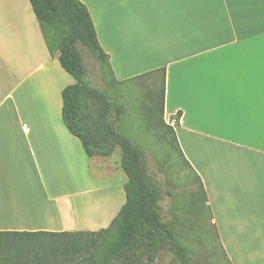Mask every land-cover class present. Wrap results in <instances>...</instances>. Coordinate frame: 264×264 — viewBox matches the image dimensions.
<instances>
[{
    "label": "crops",
    "instance_id": "1",
    "mask_svg": "<svg viewBox=\"0 0 264 264\" xmlns=\"http://www.w3.org/2000/svg\"><path fill=\"white\" fill-rule=\"evenodd\" d=\"M79 1L116 83L162 89L165 70L161 125L201 180L225 257L264 264V0ZM75 83L30 1L0 0V232H99L125 205L118 153L90 160L63 123Z\"/></svg>",
    "mask_w": 264,
    "mask_h": 264
},
{
    "label": "trees",
    "instance_id": "2",
    "mask_svg": "<svg viewBox=\"0 0 264 264\" xmlns=\"http://www.w3.org/2000/svg\"><path fill=\"white\" fill-rule=\"evenodd\" d=\"M29 1L51 55L59 54L62 69L76 82L62 92L63 123L80 141L90 160L111 158L120 150V166L126 176V203L111 225L99 232H0V264H155L167 253L178 264H192L190 254L162 216L161 202L172 196L167 184L151 174L146 153L120 133L124 108L87 82L89 69L84 54L99 65L103 82L106 83V70L115 82L109 57L99 44L89 11L79 0ZM162 72L158 98L163 123L165 70ZM180 118L181 114L175 127ZM162 127L199 183L207 204L204 187L181 152L175 128Z\"/></svg>",
    "mask_w": 264,
    "mask_h": 264
},
{
    "label": "rangeland",
    "instance_id": "3",
    "mask_svg": "<svg viewBox=\"0 0 264 264\" xmlns=\"http://www.w3.org/2000/svg\"><path fill=\"white\" fill-rule=\"evenodd\" d=\"M84 61L89 69L88 84L106 92L110 100L124 108L121 128L124 127L126 133L122 130L120 133L146 153L151 174L167 184L166 189L172 196L161 202L162 216L171 224L178 241L190 254L192 264H230L211 223L203 191L183 164L172 137L161 125L160 87L155 90V86L146 79L120 86L113 82L107 70L104 71L105 83L99 65L86 54ZM117 151L115 153L119 156L114 155L110 164L114 168L119 165V174L126 183V176L120 168L121 152ZM91 175H94V170ZM155 264L178 263L167 253L160 256Z\"/></svg>",
    "mask_w": 264,
    "mask_h": 264
},
{
    "label": "built area",
    "instance_id": "4",
    "mask_svg": "<svg viewBox=\"0 0 264 264\" xmlns=\"http://www.w3.org/2000/svg\"><path fill=\"white\" fill-rule=\"evenodd\" d=\"M25 133H28L27 131H25Z\"/></svg>",
    "mask_w": 264,
    "mask_h": 264
}]
</instances>
